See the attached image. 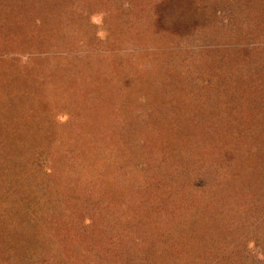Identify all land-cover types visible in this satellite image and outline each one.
<instances>
[{"label": "rangeland", "instance_id": "1", "mask_svg": "<svg viewBox=\"0 0 264 264\" xmlns=\"http://www.w3.org/2000/svg\"><path fill=\"white\" fill-rule=\"evenodd\" d=\"M169 1L0 0V264H264V0Z\"/></svg>", "mask_w": 264, "mask_h": 264}, {"label": "trees", "instance_id": "2", "mask_svg": "<svg viewBox=\"0 0 264 264\" xmlns=\"http://www.w3.org/2000/svg\"><path fill=\"white\" fill-rule=\"evenodd\" d=\"M191 2H192V0H182V2L179 1V0H170L169 1V4H168V6H169L168 8H169L170 13H168V9L167 8H163V9H161V12H162L161 14H164V11H165L166 14L164 15V17H169L170 22L172 23V25H175V27L186 26V24H185L186 21L192 18V14L194 13V10H196V7L194 8L193 3H191ZM187 8L189 9V11L187 10ZM178 10H179V12H177ZM162 22H164V21H162ZM260 70H263V67H261ZM263 76H264V74H263ZM158 124H160V123H158ZM161 131H162V128H161ZM165 137L167 138L166 141H168V143L165 144V145H167L169 151L171 152L174 149V152L178 153V155H179L180 158L183 156L182 154H184L185 151H187V150L190 149L189 148L190 147V142H191L190 141V137L189 138L186 137L184 141H182V140L178 141L179 145L182 146L181 151H179L177 149V147H176L177 142L174 141L175 140V137L170 138L168 135H165ZM253 139H259V138L258 137H254ZM259 140H261V139H259ZM253 142H255V141H253ZM256 143L258 144V142H256ZM262 145H264V129L262 130ZM139 155H140V153L138 152L136 154V158L137 159L139 158ZM126 157L127 158L124 159L125 162L130 159L128 156H126ZM184 161H186V160H184ZM89 163H91V162H89ZM95 165H96L95 162L91 163V165H89L90 170L93 169V167ZM99 172L101 173L102 176H104V170L103 171L102 170H99ZM106 174H107L106 176L109 177V173L106 172ZM78 193H79V191H78ZM80 194H81V192L78 194L79 197H80V201L79 202L80 203L82 201L85 202L83 200V198L81 197ZM81 206H82V203H81ZM47 240H48V238L44 237V239H42L41 242L44 243V242H47ZM208 241H204L203 243L206 244ZM216 255H214V259H217L218 258L219 259L218 262H220L221 264H230V263L227 262L229 259H227V258L225 259V257L224 256H221L220 254H216ZM218 255L221 256L222 258H220ZM222 259H225V260H222ZM173 264H190V259H184V258L180 259V258H177L176 257V260L175 259L173 260Z\"/></svg>", "mask_w": 264, "mask_h": 264}]
</instances>
